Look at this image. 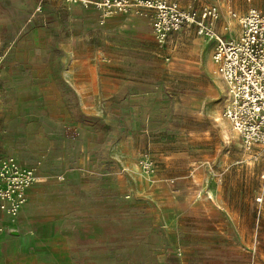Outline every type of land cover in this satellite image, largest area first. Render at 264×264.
<instances>
[{"label": "crops", "instance_id": "crops-1", "mask_svg": "<svg viewBox=\"0 0 264 264\" xmlns=\"http://www.w3.org/2000/svg\"><path fill=\"white\" fill-rule=\"evenodd\" d=\"M168 1L186 8L184 0ZM44 2L42 15L35 12L36 0H27V5L18 10L33 17L34 22L43 23L41 33L50 41H18L1 46L0 86L31 91L29 97L43 101L35 106L18 105L6 115H1L0 109L2 125L6 122L18 126L13 134L4 133L0 127V159L13 157L22 165L37 167L39 180L27 193L16 231L11 230L7 215L0 210V264H116L117 237L104 231L114 224L117 207L121 206L117 198L122 189L116 186L121 178L106 168L118 159L125 164L131 160V147L156 143L158 127L153 115L163 114L173 99L165 96L157 84L162 78L163 63L158 56L162 48L156 45L146 17L113 15L101 21L93 9L68 5L64 0ZM222 27L219 20L215 31L221 34ZM68 30L70 38L66 36ZM56 32L60 36L52 41L50 34ZM21 33L17 28L18 39ZM40 79L46 82L43 88L35 90L28 85ZM41 119L51 126L50 130L41 131ZM164 129L161 121L159 132ZM181 134L192 136L189 132ZM23 136L34 138L29 144L35 148L31 158L24 156L29 152L20 141ZM5 141L10 146L6 150ZM31 159L34 163L28 165ZM197 174L194 171L191 176ZM132 204L131 210H138L146 223L159 224V228L161 224L163 230H168H160L156 237L160 242L166 239L172 243L171 253L176 245L178 258L181 254L191 257V253L193 258H207L209 245L180 246L185 235L210 233L189 230L191 225L173 218L180 213L174 203L157 205L167 222L157 219L146 202ZM190 209L207 211L195 203ZM205 221L209 230L224 227L225 233L220 235L234 253L240 254V236L232 223L226 220L215 224L209 217ZM154 252L156 264H168L165 259L170 254H165L163 247ZM251 258L249 264H258ZM174 264L185 263L179 259Z\"/></svg>", "mask_w": 264, "mask_h": 264}, {"label": "rangeland", "instance_id": "rangeland-1", "mask_svg": "<svg viewBox=\"0 0 264 264\" xmlns=\"http://www.w3.org/2000/svg\"><path fill=\"white\" fill-rule=\"evenodd\" d=\"M184 2L185 7L190 5L196 9L205 4L216 5L220 11L221 25L228 21L229 11L240 16L252 9L264 13V0ZM44 4V0H36L37 14L42 15ZM26 5L27 0H0V52L3 47L14 42L42 44L47 40L45 34L41 33L43 23L34 22L33 17L23 15L18 10L19 6ZM17 28L22 31L20 39L15 34ZM35 28V33L31 34ZM69 30L66 33L68 38L72 36ZM50 36L52 41H57L60 35L56 32ZM211 46L210 42L205 44L198 38L193 28H187L172 35L166 45L158 49V56L163 63L161 73L157 72L162 76L161 81L157 83L158 88L165 96H173V99L164 108L163 114L153 115L154 124L158 127L156 143L150 147H131L134 150L133 158L126 164L122 159H118L110 163L111 167H105L107 172L121 178L116 185L122 189L117 198V205L121 206L117 207L113 226L104 231L115 233L117 237L116 264H156L154 251L161 247L164 248L165 254H170L165 259L168 264H174L179 259L185 264H249L251 257L258 264H264V158L259 152H254L255 156L253 153H246L241 147L240 139L232 131L228 121L222 117L226 93L223 82L213 73ZM71 57L69 55V58ZM28 85L38 90L43 88L46 82L40 79L29 81ZM29 92L31 91H15L9 86H0L1 115L13 111L18 105L35 106L43 101L42 98L29 97ZM67 100L73 105L72 98L68 97ZM43 120L41 119V131L50 130L51 126ZM161 121L165 127L163 133L159 132ZM3 123L2 125L0 120L4 133L13 134L18 129L15 124ZM181 132H189L192 136L187 138L182 136ZM33 139V136L20 138L26 146L25 150L29 152L24 155L25 158H31L35 154V148L29 146ZM8 147L10 146L5 141L3 148L6 150ZM143 154L149 155L155 163L152 183L143 180L136 172V161ZM32 160L28 161V165L34 163ZM113 163H116V167L112 166ZM194 171L198 174L193 178L191 173ZM143 201L153 207V213L158 215L157 219L165 222L166 217L162 219L157 205L162 202L174 203L180 213L173 215V218L180 219V223L191 225L189 230L210 233L207 236L185 235L179 241L180 246L190 248L198 244L209 245L214 254L209 251L206 259L193 258L192 253L191 257H183L181 254L178 258L179 248L176 245L173 246L174 253H171L172 243L166 239L160 242L156 237L160 230H163V226L160 224V229L159 224L150 221L146 223L138 210H131L132 203L135 205ZM193 203L205 206L207 211H192L190 205ZM208 217L215 224L227 220L234 225L235 234L240 236V254L234 253L231 244L220 235L221 232L225 233L224 227H212V230H209L211 227H208L205 221Z\"/></svg>", "mask_w": 264, "mask_h": 264}, {"label": "built area", "instance_id": "built-area-1", "mask_svg": "<svg viewBox=\"0 0 264 264\" xmlns=\"http://www.w3.org/2000/svg\"><path fill=\"white\" fill-rule=\"evenodd\" d=\"M64 1L93 9L101 21L113 15L146 17L154 41L161 48L172 35L187 28H193L205 43L211 42L213 73L223 82L226 93L222 117L246 153L255 156L254 152H259L264 158V13L252 9L240 16L229 11L219 34L215 26L221 16L214 4L196 9L182 8L168 0ZM135 167L139 177L153 182L155 163L149 155H141ZM36 173L37 167L22 165L13 157L0 159V210L7 215L12 231L17 230L28 191L38 182Z\"/></svg>", "mask_w": 264, "mask_h": 264}, {"label": "bare ground", "instance_id": "bare-ground-1", "mask_svg": "<svg viewBox=\"0 0 264 264\" xmlns=\"http://www.w3.org/2000/svg\"><path fill=\"white\" fill-rule=\"evenodd\" d=\"M217 121V120H216ZM226 130V129H225ZM229 131V130H228ZM223 134H224V130H223ZM225 139L227 140L228 138L226 137V135H225Z\"/></svg>", "mask_w": 264, "mask_h": 264}]
</instances>
